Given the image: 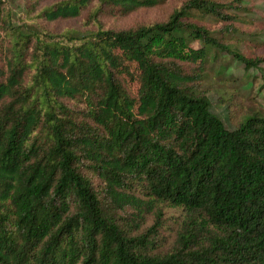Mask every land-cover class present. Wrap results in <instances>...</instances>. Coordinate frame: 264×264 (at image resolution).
<instances>
[{
	"label": "trees",
	"instance_id": "trees-1",
	"mask_svg": "<svg viewBox=\"0 0 264 264\" xmlns=\"http://www.w3.org/2000/svg\"><path fill=\"white\" fill-rule=\"evenodd\" d=\"M20 2L0 0V264H264V112L228 129L204 85L264 65L226 42L239 5L114 27L163 0Z\"/></svg>",
	"mask_w": 264,
	"mask_h": 264
},
{
	"label": "rangeland",
	"instance_id": "rangeland-1",
	"mask_svg": "<svg viewBox=\"0 0 264 264\" xmlns=\"http://www.w3.org/2000/svg\"><path fill=\"white\" fill-rule=\"evenodd\" d=\"M182 0H163L162 4L153 8H142L123 18H109L106 23L109 26L124 27L133 23H148L155 20H163L169 11L177 7ZM231 1L238 4L240 10L233 11L237 19L232 24L234 30L226 35V42L249 57L264 55V0H218ZM236 1V2H235ZM16 13L21 14L20 0H9ZM211 28L215 22L206 20ZM70 25H77L73 21L50 22L48 27L62 29ZM218 26V25H216ZM227 64L236 65L228 59ZM231 73L237 76L236 82L217 84L212 77L205 80L208 86V98L210 112L213 113L222 124L232 129L247 114L259 111L264 112V65L260 64L256 69L243 71L240 65L231 67ZM165 215L178 218L181 211L178 208L164 207ZM179 219V218H178ZM177 220V219H176ZM170 220L165 233L171 239L174 221Z\"/></svg>",
	"mask_w": 264,
	"mask_h": 264
}]
</instances>
